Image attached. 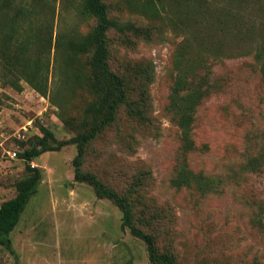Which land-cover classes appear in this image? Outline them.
Returning a JSON list of instances; mask_svg holds the SVG:
<instances>
[{"label":"rangeland","instance_id":"374dc122","mask_svg":"<svg viewBox=\"0 0 264 264\" xmlns=\"http://www.w3.org/2000/svg\"><path fill=\"white\" fill-rule=\"evenodd\" d=\"M104 1L123 27L109 66L129 83L110 122L75 49L97 24L85 0H0V206L28 165L43 174L0 264H154L122 209L76 180V143L21 157L43 128L55 146L100 123L82 170L129 200L160 252L264 264V0Z\"/></svg>","mask_w":264,"mask_h":264},{"label":"trees","instance_id":"16d2710c","mask_svg":"<svg viewBox=\"0 0 264 264\" xmlns=\"http://www.w3.org/2000/svg\"><path fill=\"white\" fill-rule=\"evenodd\" d=\"M85 6L87 11L96 17L97 24L82 41L75 44V49L78 52L90 53L91 68L96 80L95 87L97 92L102 95L105 105H107L105 119L103 120L104 122H110L114 118L117 107L127 101L129 83L125 77L110 69L107 33L112 27L119 29H123V27L110 18L108 6L104 0H85ZM98 108L99 106L95 105V109L98 110ZM101 126L102 123L95 124L90 130L77 135L71 141H62L55 146L50 143V139L55 140L54 134L49 129L43 128L44 135L38 136L35 144L27 148L21 154V157L30 162L44 152L58 149L69 142L76 143L79 148L78 155L74 159L76 180L88 182L94 187L99 197L112 199L122 209L124 223L131 227L132 234L147 243L151 262L154 264H178L175 256L167 252H160L157 249L154 234L145 232L133 224L134 206L125 196H121L117 191L105 185L92 173L83 172L81 157L84 153V147L96 136ZM27 168L28 176L16 184L17 195L3 202L0 206V245L12 251L13 240L11 234L18 226L31 197L37 193L38 186L43 178L40 169L30 165Z\"/></svg>","mask_w":264,"mask_h":264},{"label":"built area","instance_id":"2783aa9c","mask_svg":"<svg viewBox=\"0 0 264 264\" xmlns=\"http://www.w3.org/2000/svg\"><path fill=\"white\" fill-rule=\"evenodd\" d=\"M17 153H14L12 156H16Z\"/></svg>","mask_w":264,"mask_h":264}]
</instances>
